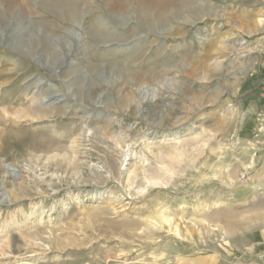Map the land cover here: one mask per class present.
Listing matches in <instances>:
<instances>
[{"label": "rangeland", "instance_id": "374dc122", "mask_svg": "<svg viewBox=\"0 0 264 264\" xmlns=\"http://www.w3.org/2000/svg\"><path fill=\"white\" fill-rule=\"evenodd\" d=\"M263 82L264 0H0V264H228Z\"/></svg>", "mask_w": 264, "mask_h": 264}, {"label": "crops", "instance_id": "0c3cea01", "mask_svg": "<svg viewBox=\"0 0 264 264\" xmlns=\"http://www.w3.org/2000/svg\"><path fill=\"white\" fill-rule=\"evenodd\" d=\"M259 83L255 90L250 94L253 98L248 102L243 112L240 130L247 133H255L258 136L262 135V137H264V135L261 133V130H264V127L259 131V133H256L258 125L257 115L259 112L264 113V105L258 99V92L260 88ZM238 237L239 238L236 239L235 243L233 242L232 253H234V256H231L232 253H230L228 264H264L261 259V255H264V226L254 228L245 232L242 231L240 235H238Z\"/></svg>", "mask_w": 264, "mask_h": 264}, {"label": "bare ground", "instance_id": "6f19581e", "mask_svg": "<svg viewBox=\"0 0 264 264\" xmlns=\"http://www.w3.org/2000/svg\"><path fill=\"white\" fill-rule=\"evenodd\" d=\"M209 4V3H208ZM210 6V5H209ZM212 6V5H211ZM195 19H193L192 21H191V24L192 25H194L195 24ZM205 35H202V34H199L198 33V36H196V39L197 40H199V41H202L205 37H204ZM245 45V42L244 41H240V42H237L234 46H233V50L236 52V53H238L240 50H241V48L243 47ZM166 84V83H165ZM144 88V86H142V87H139L138 89L139 90H142ZM149 90H151V92H153L154 90L153 89H148V90H142L141 91V95L144 97V98H146V97H149L150 96V94H149ZM152 96V95H151ZM52 99V97H47V98H44L43 100H44V102H48L49 100H51ZM55 101L57 100V99H54ZM54 100H52V101H54ZM44 104H46V103H44ZM42 114H40L39 116H44L43 114V112H46V110H42V111H40ZM37 114H39V113H37ZM36 114V115H37ZM98 116H100L101 115V112H98V114H97ZM39 116H35V118H38ZM86 117L88 118L89 117V114L88 115H86ZM82 131L84 132V128L82 129ZM177 134V132H174L173 133V135H176ZM127 153V152H126ZM129 154V153H128ZM128 154H126V156L128 155ZM126 159H127V157H126ZM125 159V160H126ZM94 167H95V169H99L100 171H101V169L103 168L101 165H96V164H94L93 165ZM3 170H4V174H9V175H14V176H19L20 175V172L17 170V168L16 167H14V166H11V165H9V164H7V163H3ZM5 180V178L3 177L2 178V182ZM2 189H3V184H1V187H0V191H1V196H0V202H3L4 200H9L10 198H11V195H10V193L9 192H4V191H2ZM99 192L98 191H95V192H93L92 194L93 195H96V194H98Z\"/></svg>", "mask_w": 264, "mask_h": 264}, {"label": "built area", "instance_id": "2783aa9c", "mask_svg": "<svg viewBox=\"0 0 264 264\" xmlns=\"http://www.w3.org/2000/svg\"><path fill=\"white\" fill-rule=\"evenodd\" d=\"M258 96L264 104V82L260 85ZM261 259L264 262V255H261Z\"/></svg>", "mask_w": 264, "mask_h": 264}]
</instances>
